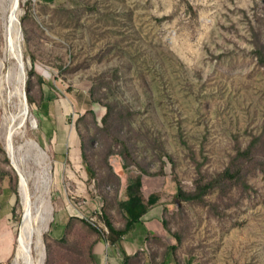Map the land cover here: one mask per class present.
Returning a JSON list of instances; mask_svg holds the SVG:
<instances>
[{
    "label": "rangeland",
    "instance_id": "rangeland-1",
    "mask_svg": "<svg viewBox=\"0 0 264 264\" xmlns=\"http://www.w3.org/2000/svg\"><path fill=\"white\" fill-rule=\"evenodd\" d=\"M10 4L0 0V264L14 263L23 219L18 168L43 264H97L107 235L96 228L102 216L124 226L118 202L137 176L165 223L162 237L146 234L148 261L264 264V67L253 53L264 0H15L21 90L26 99L29 81L34 101L24 139L8 125L19 104ZM54 111L84 157L53 154ZM257 136L258 160L234 161ZM227 169L237 177H219ZM212 180L201 201L176 196Z\"/></svg>",
    "mask_w": 264,
    "mask_h": 264
},
{
    "label": "crops",
    "instance_id": "crops-1",
    "mask_svg": "<svg viewBox=\"0 0 264 264\" xmlns=\"http://www.w3.org/2000/svg\"><path fill=\"white\" fill-rule=\"evenodd\" d=\"M58 105V103L55 104V106ZM53 120L54 126L52 127L51 133L50 128L45 131V137L49 139L51 143L53 141V154L55 156H66L69 154V160L76 161L79 157V153L81 154V144L74 140V134L70 132V129L67 127L63 114H57V112L54 111ZM72 135L73 143L71 145L70 138ZM67 140L69 141V147H71L69 150L67 149ZM146 185L147 180L141 178V193L143 189L146 188ZM125 186L126 184L123 185L124 191ZM150 193L152 194V192ZM150 193L148 195H150ZM158 202L151 206L147 213L141 217L139 222L131 226L129 231L123 235L116 244L110 245L103 240L106 242V247L108 245L107 250L104 248V242L100 240L101 243L99 242V245H97V251L95 253L97 264H164L163 261L159 263L148 261L146 259L148 258V256H146L147 252L144 251V247H146L144 240L147 235H149V238L162 237L165 233L163 220L161 219V205H158ZM169 264H175L172 258H169Z\"/></svg>",
    "mask_w": 264,
    "mask_h": 264
},
{
    "label": "bare ground",
    "instance_id": "bare-ground-1",
    "mask_svg": "<svg viewBox=\"0 0 264 264\" xmlns=\"http://www.w3.org/2000/svg\"><path fill=\"white\" fill-rule=\"evenodd\" d=\"M14 5H15V0H11V4L9 7V13L11 14L10 21H9L10 23L9 35H10V38L14 46L16 71H17L16 74L18 77V82L15 85V94H14L15 96L14 97L18 99L19 104L17 105L18 107L16 109V113L11 117L10 124L8 125L10 126L9 130L11 129L10 131H11V134H13V137L16 135H19L22 139H24L25 130L27 129V122L29 120V109L27 106L26 99L24 97V93L21 90V86L24 83L23 75H25V68H24V64L21 59L20 50H19L20 43H19V39L17 35L18 34L17 21L15 19L16 17L13 14ZM30 124L32 128H35L36 126L35 120L31 119ZM10 137L11 136L8 137L7 149L13 155L14 154L13 147H12L13 145H11L12 143L10 142V139H11ZM30 143L36 149L39 148L35 142L30 141ZM18 171H19V176H20L19 194H20V197L22 200V206H23V219H22V223L20 226V231H19L13 264H43L44 254H43L42 244L40 240L41 231L38 226V223L36 227L34 226V219L37 216V215L33 216V209L35 208L33 207L34 203L32 202L30 198L27 177L25 176V174L22 173V171L19 168H18ZM39 210L40 209H36V213H38Z\"/></svg>",
    "mask_w": 264,
    "mask_h": 264
},
{
    "label": "trees",
    "instance_id": "trees-1",
    "mask_svg": "<svg viewBox=\"0 0 264 264\" xmlns=\"http://www.w3.org/2000/svg\"><path fill=\"white\" fill-rule=\"evenodd\" d=\"M45 1L50 2L52 0H45ZM253 53L257 59L258 64L261 67H264V44L259 41L257 35H255V39H254V52ZM27 74L31 75L32 69L29 70ZM28 86H29V81H27V87H26L27 89L26 100H27V103L33 104L34 101L28 92ZM108 112L109 111L107 110V114ZM261 138L262 137H259V136L253 137L250 145L244 151H238L236 156L233 158V160L238 161L242 158L246 160L252 159V161L253 160L257 161L258 160L257 156L253 155L251 151L258 144V142L261 141ZM80 144H81V154L84 157V144L82 141L80 142ZM112 175L116 178L117 185H119V181H120L119 177L113 171H112ZM237 175L238 174L236 170H234L233 172H230V169H227L219 177H221L222 179L232 180V179H235ZM215 184H216V180H212L206 184L198 185L195 191L192 193L184 192L181 189V187L178 185L176 196L179 200L185 201V202L201 201L203 196L215 187ZM244 186L248 188L246 184H244ZM158 200H159L158 195L155 193H152L148 195L146 201H144L141 195V177L137 176L134 178H130L127 181L126 186H125L124 198L118 202V207L125 220L124 226L122 228H115L111 224V222L108 220V218H106L105 216H102L103 225L107 229L106 242L109 243L110 245L116 244L121 239V237L129 231L131 226L139 222L141 217L144 214H146L148 209L151 206L155 205L158 202ZM164 225L165 223L163 222V226ZM175 241L176 242L174 244L172 243L171 245L168 246V251L171 253L175 251L177 247V243L179 242L178 239L177 240L175 239ZM169 258L171 257L167 256L163 259L164 264H169Z\"/></svg>",
    "mask_w": 264,
    "mask_h": 264
},
{
    "label": "built area",
    "instance_id": "built-area-1",
    "mask_svg": "<svg viewBox=\"0 0 264 264\" xmlns=\"http://www.w3.org/2000/svg\"><path fill=\"white\" fill-rule=\"evenodd\" d=\"M97 230H98V232L102 235V236H104V234H107V229H106V227L103 225L102 226V228L100 227V228H96Z\"/></svg>",
    "mask_w": 264,
    "mask_h": 264
},
{
    "label": "water",
    "instance_id": "water-1",
    "mask_svg": "<svg viewBox=\"0 0 264 264\" xmlns=\"http://www.w3.org/2000/svg\"><path fill=\"white\" fill-rule=\"evenodd\" d=\"M17 6H18V2H17V4H16Z\"/></svg>",
    "mask_w": 264,
    "mask_h": 264
}]
</instances>
